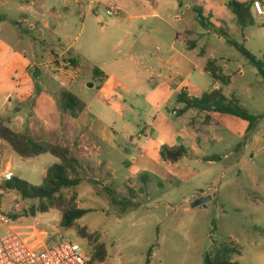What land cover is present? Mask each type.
Wrapping results in <instances>:
<instances>
[{
	"label": "rangeland",
	"instance_id": "rangeland-1",
	"mask_svg": "<svg viewBox=\"0 0 264 264\" xmlns=\"http://www.w3.org/2000/svg\"><path fill=\"white\" fill-rule=\"evenodd\" d=\"M16 1L13 0L11 6L0 7V15L15 16L19 12V6L14 5ZM167 1L160 0L166 18L170 17L169 25L157 20L143 22L131 19V16L149 15L151 8L157 10L155 3L151 8L148 6L131 9L123 5L121 0H35L34 18L30 13L19 12L20 17L26 21L21 25L25 34H18L21 40L16 41L12 37L11 25L6 26L3 31L1 89L13 90L29 84L36 86L35 90L38 92L40 86L36 79H39L43 84L52 85L56 95L62 90V86H67L80 97L83 93L78 86L68 84L60 78L59 73L52 71L54 66L49 65L50 55L59 57L67 52L66 59H61V63L68 64L66 67H74L71 58L81 61L83 73L78 74L79 87L88 83L100 85V80L94 75L97 62L93 60L101 61L103 54L117 57L119 51L125 50V46L129 48L134 45L133 54L139 57V61H145L146 66H153L154 60L159 56L168 57L173 41L178 42V46L185 47L189 37L184 32L194 30L196 35L191 39L196 41L197 52L191 56L196 58L200 68L207 66L209 62H217L231 82L229 85L216 83L210 74L201 75L199 70L193 78L195 88H190L192 93L202 96L213 87L223 89L226 97H236L251 115L261 118L259 125L263 126L264 76L235 46L228 43L231 41L244 46L257 60L264 61V18L254 14L255 26L240 27L227 6L230 1L247 3L253 0H177L179 4L174 10L172 5H165ZM1 2L0 0V4ZM108 5L120 8L122 12L108 16ZM194 6L209 9V14L204 17L206 27L201 25L197 13H193ZM9 9L12 11L9 12ZM176 18H182L183 21L179 22ZM46 21L50 23L49 29L44 28ZM157 27L163 35L152 34L151 30ZM202 33L205 34L204 37L201 36ZM178 34L179 40L176 39ZM124 36H129L126 44L110 52ZM188 44L192 46L191 42ZM197 53L201 56H197ZM55 61H58L56 64L60 63V60ZM25 72L28 77L23 78ZM134 80L132 77V81ZM18 93L14 94L15 98ZM123 97H120L121 103L125 101ZM90 99L91 97L84 98L87 101ZM93 100L94 97L91 102ZM172 103L174 108H163L166 116L172 117L181 126L191 128L190 131L196 132L203 141L207 139L206 135L221 136L225 141L221 145H206L204 152L207 155L220 156L222 160L214 166L213 176L205 173V170L195 171V179L192 181L198 183L194 186L195 189L188 191L184 184L182 191L176 192L165 190L167 184L161 183L164 187L160 185L156 192H149L146 188L139 190L132 186L127 193V199L118 197L129 203L124 210L123 206L113 202L106 188H101L103 182L95 181L97 177L91 173L90 168L79 165L85 181L76 190V207L88 213L71 229L65 230L61 227L62 213L55 209H50L45 214L38 212L36 217H30L27 211L30 212L32 207L39 211L41 203L23 201L17 191L1 189L4 180H0V216L37 219L49 229L57 226V231L63 236L75 240L86 250L89 260L97 247L104 245L107 257L103 263L95 264H204L205 257L213 251L214 245L224 244L229 238L243 246L242 256L236 257L238 262L264 264V177L257 169L259 166L264 167V153L255 162L258 166H252V154L244 150L239 151L240 153L232 151L237 146L241 145L242 148L246 142L249 143V140L245 141L249 124L234 116L215 112L207 114L199 110H190L188 114L176 118L173 110L182 107L176 102V98ZM112 104L114 101L109 102L107 107L98 105L91 115L96 114L97 121L117 120L119 131L123 119L139 123L149 115V111H143L151 109V106L136 105L122 112L120 118L118 113L114 112L115 117L111 115L109 107ZM29 107L30 105L28 109ZM207 117L213 121L211 126ZM134 130L132 132L130 129L131 136H136ZM130 141L120 137L119 142L125 146L128 144V157L132 164L138 153L136 139L133 145ZM2 149L3 167L0 174L7 168L11 169L8 164H11L9 158L11 152L13 153L6 143H3ZM226 155H231V159L224 160ZM242 156L244 161L240 169H229L235 164L232 160L235 157L240 160ZM57 163L58 160L49 154L31 159L27 163L16 157L13 174L35 187H42L48 172L45 170ZM224 170L227 171L225 178L222 177ZM221 184L223 190L219 196L214 192ZM183 192H186L184 196L189 193L196 198L202 192L208 193L213 199L208 204V213L200 212L195 215L184 212L180 207ZM73 195L74 191L62 192L61 196L66 202H63L64 207L59 206L61 210H65ZM83 231L86 236L82 234ZM8 234V228L0 222V239ZM92 234L95 236L90 239L89 235ZM150 250L152 252L149 255Z\"/></svg>",
	"mask_w": 264,
	"mask_h": 264
},
{
	"label": "crops",
	"instance_id": "crops-1",
	"mask_svg": "<svg viewBox=\"0 0 264 264\" xmlns=\"http://www.w3.org/2000/svg\"><path fill=\"white\" fill-rule=\"evenodd\" d=\"M1 1L0 7H8L14 3L13 0ZM121 1L123 5L131 9L146 8L148 6L151 8L154 3L158 6L157 10L151 8L149 15L131 16L132 20L139 19L143 22L157 20L167 25L170 23L168 20L170 17L166 18L160 0ZM208 1L211 2V0ZM16 2L14 5L19 6V12H27L33 18L35 17V0H17ZM248 3H252V1H248ZM262 3L264 5V0H262ZM178 4L177 0H168L165 3V5H172L173 10L177 8ZM109 8L115 9L117 14L122 12L120 8L111 5ZM195 9H201L203 17L209 14V9L205 10L203 7L198 6H194V14H196ZM8 11L11 12L12 9ZM19 12L15 13V16L0 15V58L3 55L1 46L3 45V31L6 26H12L13 36H11L16 41L22 39L18 34H21V36L25 34L21 29V25L25 24L26 21L20 17ZM181 15L184 14L181 13ZM196 16L198 15L196 14ZM175 20L183 21L182 18H176ZM45 23L44 28L49 29L50 23L48 21ZM151 31L152 34L163 35L159 27L153 28ZM184 33L189 37L186 46H178V42L173 41L168 57L159 56L154 60L153 66H146L145 61H139V57L133 54L134 45L129 48L125 46V50L119 51L117 57H109L108 54H103L101 61L93 60L97 62L95 69L100 70L102 75L106 77L102 79L101 74L96 75L94 73L95 78L100 80V85L88 83L83 87H79V75L83 73L81 61L77 58H71L72 63L76 62V64L73 63V68L76 71L75 75L65 74L60 66L63 65L61 59L66 57L67 52H63L59 57L50 55L49 65L54 66L52 71L59 73L60 78L68 84L78 86L80 92L83 93L82 96L78 97L74 94L73 89L67 86H62V90L56 95L52 85L49 83L43 84L36 77V82L40 86L38 92L35 90L36 86L29 84L25 85L24 88L17 87L5 91L0 87V120L17 133L25 134L29 132L37 142H48L68 148L78 160L79 165L90 168L91 173L97 177L96 182H103V185L100 183L102 189L106 185L113 189L118 197L123 199L128 198L127 193L130 192L129 189L132 186L137 187L139 190L146 188L149 192H156L160 185L164 187L161 183H166L165 190L181 192L182 186L185 184L188 191L193 190L195 189L194 186L198 185V183L192 182L195 179L193 177L196 175L195 171L205 170V173L213 176L214 166L222 160L220 156L207 155L204 152L206 145L209 143L221 145L225 141L223 137H217V135H206L207 139L203 141L196 132L190 131L191 128L181 126L172 117L163 113V108L166 106L174 108L172 100L176 98L177 102V97L183 89H187L194 98L201 97L197 94L194 95L190 88H195L193 78L199 70L201 75L207 73L206 66L200 68L196 58L191 56L192 53L196 54L197 52L196 41L191 39L196 35L195 31H185ZM222 34H225V32L222 31ZM203 35L205 36L202 33L201 36L204 37ZM127 37L124 36L120 39L109 51L112 52L122 48L126 44ZM176 39H180V34L176 35ZM189 42L192 46H189ZM197 56H201L200 53H197ZM55 59L60 60V63L56 64L58 61H55ZM22 77H28V73L25 72ZM132 77L135 78L134 81H132ZM16 92L19 93L15 98L14 94ZM89 97L91 99L94 97V100L92 102L91 99L84 100V98L89 99ZM120 97L125 99L123 103L120 102ZM112 101H114V104L110 105L109 109L114 117L115 112L122 118V112L134 108L136 105L151 106V109L143 111H149V115L139 123L123 119L119 131L117 120L115 122L109 120L105 122L104 119L97 121L96 114L91 115L95 112V107L98 105L107 107L108 103ZM179 105L183 108L182 104ZM133 118L135 121V116ZM207 118L210 122L209 126H211L213 121L210 117ZM130 129H132V132L134 129L136 130V136L130 135ZM120 137L126 140L130 139L132 145L136 139L138 155L132 164L128 157L130 153L127 148L128 144L126 143L125 146L124 143L119 142ZM247 140H249V143L246 142L242 148L241 145L237 146L232 151L241 152L244 150L246 153L249 152V154H252L250 165L258 166L255 162L264 153V125L260 126L258 124L251 133H248L247 129L245 141ZM176 146H184L188 150V156L176 164L166 163L161 156L162 148ZM16 157L20 158L11 152L9 158L11 164L8 165H11L12 173ZM208 158H215L216 160L207 161ZM223 159L230 160L231 155H226ZM22 160L23 163H27L31 159ZM243 161L244 156L240 160L235 157L232 160L235 164L229 169L232 170L233 167L237 170L240 169ZM247 163L244 164L245 169ZM49 169L47 168L45 171L47 172ZM257 169L261 171L262 177H264V167L259 166ZM226 172L224 170L223 178H225ZM252 182L254 183V179ZM222 190L223 186L221 184V187L217 188L214 193L220 196ZM185 193H182V199L180 200V207L184 212L195 215L200 212L201 214L202 212L208 213V204L213 201L208 193L202 192L201 196L197 198L194 194L189 193L184 196ZM96 194L99 195V193ZM206 197H210L211 201L205 206L192 207L194 202Z\"/></svg>",
	"mask_w": 264,
	"mask_h": 264
},
{
	"label": "trees",
	"instance_id": "trees-1",
	"mask_svg": "<svg viewBox=\"0 0 264 264\" xmlns=\"http://www.w3.org/2000/svg\"><path fill=\"white\" fill-rule=\"evenodd\" d=\"M253 3V1L248 4L234 1L228 3L227 6L235 15L237 24L240 27L255 26ZM195 12L201 25L205 26L202 10L195 9ZM228 43L235 46L264 76V61L257 60L244 46L231 41H228ZM73 63L76 64L75 61ZM206 72L211 75L216 83L229 85L231 82L230 78L223 74L217 62H209L206 66ZM94 73L96 75L101 74L102 79L106 78L98 69H95ZM177 103L182 104L183 108L173 110L176 118L184 116L190 110L230 115L247 122L249 124L248 133L255 130L261 120V118L251 115L236 97L228 98L224 95L222 89L215 87L204 93L200 98L192 97L187 89H183L177 97ZM3 143L8 144L15 155L25 160L49 154L59 161L58 164L48 170L42 187H35L17 177L2 184L1 189L17 191L23 201H38L41 203L39 211L34 207L30 208V212L27 211L30 213V217H36L38 212L45 214L50 209H55L62 213L61 227L69 230L87 215L88 211L76 207V190L85 180L81 176L78 160L68 148L48 142H37L29 132L25 134L17 133L0 120V173L3 167ZM161 156L166 163L176 164L188 156V150L184 146L163 147ZM206 160L215 161L216 159L208 158ZM105 188L113 202L118 206H123L126 210L129 203L119 199L116 192L110 187L105 186ZM67 190L74 191V195L66 205L65 210H61L59 206L64 207L66 202L61 195L62 192ZM12 218L18 219L19 217L13 216ZM82 234L85 235V232L83 231ZM94 236L93 234L89 235V238L93 239ZM151 252L152 250L149 251V255ZM242 253L243 246L229 238L224 244L214 245L213 251L205 257L204 264H241L236 260V257H241ZM106 257L107 250L105 246L99 245L96 251L91 254L87 264L103 263Z\"/></svg>",
	"mask_w": 264,
	"mask_h": 264
},
{
	"label": "built area",
	"instance_id": "built-area-1",
	"mask_svg": "<svg viewBox=\"0 0 264 264\" xmlns=\"http://www.w3.org/2000/svg\"><path fill=\"white\" fill-rule=\"evenodd\" d=\"M253 11L264 18L262 0H253ZM113 8L107 10L108 16H115ZM71 65V64H70ZM60 67L65 74L75 70ZM65 67V68H64ZM14 178L10 168L0 174L4 182ZM0 222L8 228L9 234L0 239V264H87L89 258L86 250L75 240L67 238L57 231V226L45 228L37 219H14L1 215Z\"/></svg>",
	"mask_w": 264,
	"mask_h": 264
},
{
	"label": "water",
	"instance_id": "water-1",
	"mask_svg": "<svg viewBox=\"0 0 264 264\" xmlns=\"http://www.w3.org/2000/svg\"><path fill=\"white\" fill-rule=\"evenodd\" d=\"M210 201H211V198L210 197L202 198V199L194 202L192 204V207L193 208H197V207L205 206Z\"/></svg>",
	"mask_w": 264,
	"mask_h": 264
}]
</instances>
